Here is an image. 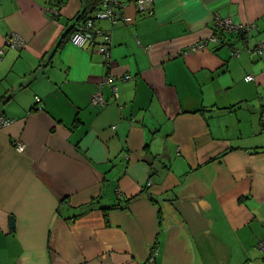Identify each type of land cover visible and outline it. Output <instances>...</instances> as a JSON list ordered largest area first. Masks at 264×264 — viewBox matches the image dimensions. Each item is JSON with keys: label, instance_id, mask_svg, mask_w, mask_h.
Segmentation results:
<instances>
[{"label": "crops", "instance_id": "obj_1", "mask_svg": "<svg viewBox=\"0 0 264 264\" xmlns=\"http://www.w3.org/2000/svg\"><path fill=\"white\" fill-rule=\"evenodd\" d=\"M112 1L0 4V264H264V0Z\"/></svg>", "mask_w": 264, "mask_h": 264}, {"label": "built area", "instance_id": "obj_2", "mask_svg": "<svg viewBox=\"0 0 264 264\" xmlns=\"http://www.w3.org/2000/svg\"><path fill=\"white\" fill-rule=\"evenodd\" d=\"M153 2V0H137V5L140 9L144 7L146 4L147 6H150V4ZM108 16L107 12H103L98 14L99 18H104ZM214 22H216L218 25H221L223 29L226 31H234V30H241L244 32H248L250 28V25L244 26L243 23H234L229 17H226L224 19H220L218 16L215 17ZM90 22H87L84 26H79L70 36L69 40L76 46H83L86 44L90 37V32L87 30L89 27ZM4 43L11 46V47H21L24 45V41L21 40L17 34H12L8 38L4 40ZM204 45V44H203ZM197 47H202V44H200ZM262 47H264V42L259 44L257 49L260 50ZM104 62L105 64L109 63V53L104 50ZM251 75L247 76V79H250ZM111 77L108 74H105L102 78V83H108L111 81ZM116 87V86H115ZM113 87L112 93L114 96H117V88ZM93 105L95 106H102L104 104V99L102 97V92L100 90H97L91 98ZM13 118L5 117L3 114H0V126H4L7 124L12 123ZM15 148L19 151L24 150V144L21 142H15L14 144ZM257 248L260 252L264 253V240L258 241ZM157 254V249L151 248L149 251V254L147 256V259L144 264H156L155 262V256Z\"/></svg>", "mask_w": 264, "mask_h": 264}, {"label": "trees", "instance_id": "obj_3", "mask_svg": "<svg viewBox=\"0 0 264 264\" xmlns=\"http://www.w3.org/2000/svg\"><path fill=\"white\" fill-rule=\"evenodd\" d=\"M105 1L106 0H82V2H83V5H84V8H83V11L81 12V14L77 17V24L75 25H73L71 28H70V30H69V36L79 27V26H84L87 22H90V25H89V27L87 28V30L91 33V35H90V37H89V39H88V41L86 42V43H93V42H95L96 41V35L94 34L93 35V31L95 30V28H96V25L94 24L95 23V21H93L92 20V18L93 17H95V16H93V17H88L87 15L89 14V12H91V11H93V10H95L96 8L99 10V8H104L105 7ZM1 2H2V0H0V4H1ZM115 0L114 1H112L111 2V8L113 9L114 8V12H118V10H119V6L115 3ZM99 4H101L100 5V7H98L99 6ZM107 7V6H106ZM96 9V10H97ZM107 8H105V10H106ZM104 10V11H105ZM54 11H58V8H56ZM114 12L112 13V21L113 22H117L116 21V17L114 16ZM58 12L57 13H54L53 14V17L55 18H57L58 16ZM119 17H123V16H119ZM221 20L222 19H224V18H226V17H228V16H218ZM124 18V17H123ZM79 19V20H78ZM214 24H215V29H216V31H218L220 34H224L225 35V33H227V32H229V31H226L225 29H223V27L221 26V25H218L216 22H214ZM237 30H234V31H231V32H236ZM238 32H240V33H242V34H247V33H245V32H243V31H238ZM69 36H68V38H69ZM4 42V41H3ZM71 42V41H70ZM72 43V42H71ZM204 45H206V44H204ZM203 44H202V46H204ZM3 46H5V47H9V48H18V47H11V46H9V45H7V44H5L4 43V45ZM22 47V46H21ZM253 51L254 52H257L258 54H261L263 51H264V47H262L260 50H258L257 48H253ZM253 51H248V53L249 54H255ZM233 56H238L239 55V51L238 50H235V49H233L232 50V53H231ZM1 59H2V53L0 52V63H1ZM108 74V73H107ZM108 75H110V74H108ZM249 75V74H248ZM128 76V75H127ZM247 76V75H246ZM245 76V77H246ZM112 80V79H111ZM250 80H251V78H250ZM109 85L110 86H116V84L115 85H113L112 84V82L111 83H109ZM90 103H91V105L94 107L95 105H93V102H92V100H90ZM99 106V105H98ZM233 105H231V106H228V107H232ZM227 107V108H228ZM31 109H33V110H42L43 109V106L41 105V98L39 97V96H34V104L31 106ZM0 114H3L5 117H8V118H13V117H10V116H6L4 113H2V112H0ZM15 121V118H13V121L12 122H14ZM5 126V125H4ZM1 127H3V126H0V128Z\"/></svg>", "mask_w": 264, "mask_h": 264}, {"label": "water", "instance_id": "obj_4", "mask_svg": "<svg viewBox=\"0 0 264 264\" xmlns=\"http://www.w3.org/2000/svg\"><path fill=\"white\" fill-rule=\"evenodd\" d=\"M13 226V217H10V227Z\"/></svg>", "mask_w": 264, "mask_h": 264}, {"label": "clouds", "instance_id": "obj_5", "mask_svg": "<svg viewBox=\"0 0 264 264\" xmlns=\"http://www.w3.org/2000/svg\"><path fill=\"white\" fill-rule=\"evenodd\" d=\"M260 241V240H259Z\"/></svg>", "mask_w": 264, "mask_h": 264}]
</instances>
